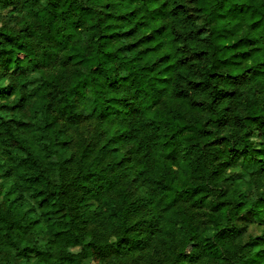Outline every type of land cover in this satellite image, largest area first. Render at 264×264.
<instances>
[{"label":"clouds","instance_id":"obj_1","mask_svg":"<svg viewBox=\"0 0 264 264\" xmlns=\"http://www.w3.org/2000/svg\"><path fill=\"white\" fill-rule=\"evenodd\" d=\"M0 90V264H264V0H0Z\"/></svg>","mask_w":264,"mask_h":264},{"label":"trees","instance_id":"obj_2","mask_svg":"<svg viewBox=\"0 0 264 264\" xmlns=\"http://www.w3.org/2000/svg\"><path fill=\"white\" fill-rule=\"evenodd\" d=\"M133 35H135V34H133ZM68 54H69V55H73L74 53H73L72 50H69V51H68ZM0 91H3V90H0ZM105 199L107 200V197H106Z\"/></svg>","mask_w":264,"mask_h":264}]
</instances>
